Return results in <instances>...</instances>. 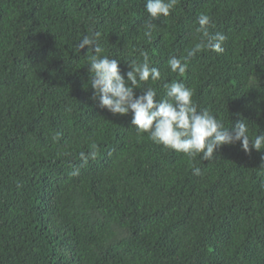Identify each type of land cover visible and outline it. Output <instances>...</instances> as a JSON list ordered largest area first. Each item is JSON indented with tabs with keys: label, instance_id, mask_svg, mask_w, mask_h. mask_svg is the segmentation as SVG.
I'll use <instances>...</instances> for the list:
<instances>
[{
	"label": "trees",
	"instance_id": "16d2710c",
	"mask_svg": "<svg viewBox=\"0 0 264 264\" xmlns=\"http://www.w3.org/2000/svg\"><path fill=\"white\" fill-rule=\"evenodd\" d=\"M145 3L0 0V264H264V149L204 160L153 142L92 99L94 52L78 48L99 32L125 77L146 52L157 99L182 82L199 109L264 134V0H179L158 19ZM201 13L224 52L172 72L203 38Z\"/></svg>",
	"mask_w": 264,
	"mask_h": 264
},
{
	"label": "clouds",
	"instance_id": "9594fccd",
	"mask_svg": "<svg viewBox=\"0 0 264 264\" xmlns=\"http://www.w3.org/2000/svg\"><path fill=\"white\" fill-rule=\"evenodd\" d=\"M178 3L179 0H146L145 10L151 18L158 19L169 16ZM196 23V31L202 33L203 38L187 51L186 56L169 58L168 65L172 72L184 74L189 67V59L205 49L224 52L222 45L227 37L222 32H209V26L213 24L211 16L201 13ZM99 36V32L84 35L78 48L81 50L89 46L94 52L86 65L89 66V83L94 89L92 99H98L100 107H106L113 114L131 112V124L138 133L147 132L153 142L182 152L189 158L202 153V158L209 160L223 145L237 142H241L245 152H250L252 148L258 151L264 149V134L250 136V123L247 120L241 119L232 126H226L208 109H199L193 99L194 90L182 82L165 84V96L157 99L155 88L142 87V82L149 79L153 82L161 79L160 69L150 66L148 54L142 53L143 63L128 62L131 70L125 77L120 70L119 60L102 55L104 49L99 43ZM137 88L142 89V94H136ZM90 147L92 151L89 154L80 153L85 163L89 156L95 158L96 155V145ZM194 172L199 174L200 169L195 168Z\"/></svg>",
	"mask_w": 264,
	"mask_h": 264
}]
</instances>
